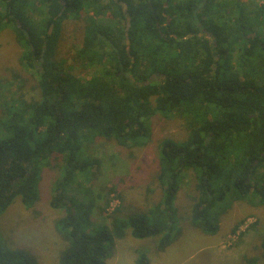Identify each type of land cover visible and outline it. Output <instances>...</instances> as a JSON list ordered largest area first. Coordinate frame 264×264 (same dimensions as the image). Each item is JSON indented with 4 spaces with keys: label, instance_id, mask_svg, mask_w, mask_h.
Segmentation results:
<instances>
[{
    "label": "trees",
    "instance_id": "obj_1",
    "mask_svg": "<svg viewBox=\"0 0 264 264\" xmlns=\"http://www.w3.org/2000/svg\"><path fill=\"white\" fill-rule=\"evenodd\" d=\"M83 11L95 16L76 59L101 69L85 81L56 59L64 24ZM6 31L21 49L20 66L37 78V94H16L1 108L0 215L17 198L33 210L45 173L55 170L50 207L64 214L56 222L65 242L60 264H107L128 234L165 252L181 233L177 203L191 174L190 221L206 235L219 232L236 204L264 207V4L0 0V35ZM176 114L188 120L189 135L159 142L161 201L111 225L94 221L98 196L87 186L101 161L91 144L101 138L145 150L156 119ZM3 246L0 239V264H37L29 252ZM261 250L264 261V238ZM137 264H149L146 253Z\"/></svg>",
    "mask_w": 264,
    "mask_h": 264
},
{
    "label": "rangeland",
    "instance_id": "obj_2",
    "mask_svg": "<svg viewBox=\"0 0 264 264\" xmlns=\"http://www.w3.org/2000/svg\"><path fill=\"white\" fill-rule=\"evenodd\" d=\"M235 1L246 3L251 10L264 4V0ZM92 16L95 14L83 11L77 23L67 21L56 52V59L66 60L67 70L84 81L101 71L76 59L84 28ZM102 17H98L101 23L110 24L108 19L104 21ZM193 53L196 54V49H193L188 59ZM20 56L21 49L13 36L7 31L3 32L0 35V113L2 105L16 94L26 92L30 95L28 98L37 94V78L24 72L19 64ZM16 73L21 75L22 82L21 79H15ZM156 120L155 142L145 150H129L101 138L91 144L90 155L101 161L98 171L92 169V184L87 186L98 196L94 217L97 223L111 225L115 216L143 213L161 201L162 189L156 180L159 142L166 138L182 142L187 139L189 129L188 120L177 114ZM48 171L40 186V201L33 210L27 211L22 200L17 198L0 215V239L8 250L21 249L32 254L37 264H60L65 242L57 232L56 222L64 214L50 207L57 172L53 169ZM192 176L186 179L187 185L183 186L178 198L181 233L176 241L165 252H158L155 241L135 240L128 234L124 240L116 241L107 264H137L142 253L147 254L149 264H239L244 257L259 258V264H264L261 260L264 207L236 204L222 219L219 232L206 235L193 228L190 221L192 199L196 194ZM118 209L119 214H114Z\"/></svg>",
    "mask_w": 264,
    "mask_h": 264
},
{
    "label": "flooded vegetation",
    "instance_id": "obj_3",
    "mask_svg": "<svg viewBox=\"0 0 264 264\" xmlns=\"http://www.w3.org/2000/svg\"><path fill=\"white\" fill-rule=\"evenodd\" d=\"M203 32H204V36L206 37V38H208V39H211V34L209 33V32H207L205 29L202 31V34H203ZM201 35V34H200Z\"/></svg>",
    "mask_w": 264,
    "mask_h": 264
},
{
    "label": "water",
    "instance_id": "obj_4",
    "mask_svg": "<svg viewBox=\"0 0 264 264\" xmlns=\"http://www.w3.org/2000/svg\"><path fill=\"white\" fill-rule=\"evenodd\" d=\"M127 30H128V28H127ZM127 44H129V40H127Z\"/></svg>",
    "mask_w": 264,
    "mask_h": 264
}]
</instances>
